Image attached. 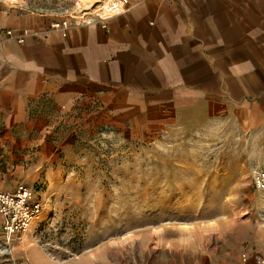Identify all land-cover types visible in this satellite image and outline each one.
<instances>
[{
  "label": "crops",
  "instance_id": "obj_1",
  "mask_svg": "<svg viewBox=\"0 0 264 264\" xmlns=\"http://www.w3.org/2000/svg\"><path fill=\"white\" fill-rule=\"evenodd\" d=\"M21 1L0 0V189L43 180L67 130L264 118V0H129L106 27L73 24L66 36L50 26L58 0Z\"/></svg>",
  "mask_w": 264,
  "mask_h": 264
},
{
  "label": "rangeland",
  "instance_id": "obj_2",
  "mask_svg": "<svg viewBox=\"0 0 264 264\" xmlns=\"http://www.w3.org/2000/svg\"><path fill=\"white\" fill-rule=\"evenodd\" d=\"M65 135L31 187L43 209L0 264L264 259V190L252 182L264 167L263 117L191 115L160 133Z\"/></svg>",
  "mask_w": 264,
  "mask_h": 264
},
{
  "label": "built area",
  "instance_id": "obj_3",
  "mask_svg": "<svg viewBox=\"0 0 264 264\" xmlns=\"http://www.w3.org/2000/svg\"><path fill=\"white\" fill-rule=\"evenodd\" d=\"M11 5H21V0H3ZM82 0H75L69 4L67 0H58L54 9L61 13V19L50 24L51 28L58 29L64 36L67 35L68 28L73 24H94L100 22L103 27L107 26L106 20L117 14L125 12L129 7V0H94L90 6H84ZM29 11H40L38 7L29 5ZM8 35H14L15 31L9 29ZM25 40L24 34L18 36V41ZM252 182L259 190H264V167H257L252 171ZM33 190L25 183H20L14 190L0 189V214L2 222L0 232L4 239L0 240V253H8L12 239L19 233L27 230L33 220L43 209L42 202L33 196ZM259 264L264 263V259H257ZM215 264H236L230 262H215ZM239 264H252L247 261Z\"/></svg>",
  "mask_w": 264,
  "mask_h": 264
},
{
  "label": "bare ground",
  "instance_id": "obj_4",
  "mask_svg": "<svg viewBox=\"0 0 264 264\" xmlns=\"http://www.w3.org/2000/svg\"><path fill=\"white\" fill-rule=\"evenodd\" d=\"M82 1L84 3L83 5L87 7V6H90L94 0H82ZM31 228H32V225L30 224V226L27 228L26 231H30Z\"/></svg>",
  "mask_w": 264,
  "mask_h": 264
}]
</instances>
